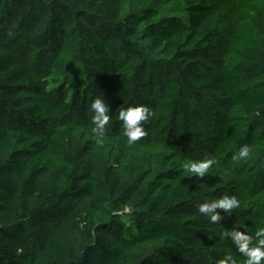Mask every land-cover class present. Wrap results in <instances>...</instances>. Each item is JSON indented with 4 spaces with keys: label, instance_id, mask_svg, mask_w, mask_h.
I'll return each instance as SVG.
<instances>
[{
    "label": "trees",
    "instance_id": "1",
    "mask_svg": "<svg viewBox=\"0 0 264 264\" xmlns=\"http://www.w3.org/2000/svg\"><path fill=\"white\" fill-rule=\"evenodd\" d=\"M209 1L0 0L1 17L6 8L17 13L21 40L0 42V264H151L153 257L136 247L163 239L179 246L176 254L163 251L168 264H193L190 257L219 264L226 253L236 258L221 249L226 224L211 227L195 217L214 193L241 201L237 209L247 212L254 234L264 227V0H235L230 39L210 24ZM142 2L123 15L126 5ZM162 5L183 7L186 15L160 13ZM145 39L154 50L162 47L178 72L169 77L167 97L183 106L206 102L212 119L218 103L229 108L221 157L244 145L252 151L247 166L229 161L233 178L222 186L216 185L224 179L216 177L218 162L203 177L187 176L182 163L201 159H187L175 147L158 154L163 171L141 190L135 220L125 207L151 162L143 141L125 142L119 112L138 104L140 87L151 89L145 78L151 64L139 46ZM25 51L33 53L30 62ZM199 55L223 59L216 70H205ZM43 67L50 76H42ZM79 71L83 90L91 89V76L108 92L111 122L103 135L90 124H59L52 115L47 78L71 83ZM82 142L91 159L80 171Z\"/></svg>",
    "mask_w": 264,
    "mask_h": 264
},
{
    "label": "rangeland",
    "instance_id": "2",
    "mask_svg": "<svg viewBox=\"0 0 264 264\" xmlns=\"http://www.w3.org/2000/svg\"><path fill=\"white\" fill-rule=\"evenodd\" d=\"M209 6V22L213 27L223 32L227 39L231 38L233 30L236 25V4L235 0H210ZM145 3H140L137 6L126 5L123 10V15L128 14L130 11H134L141 8ZM2 8V7H1ZM2 10V9H1ZM172 10L174 14L178 16H185L183 7L173 9L171 6L162 5L161 12H167ZM3 11V10H2ZM6 15L3 13V17L0 16V42L13 46L20 42L17 40L18 28L20 25L19 17L17 13L13 12L10 8L5 9ZM44 24V21L42 22ZM142 46L146 53V58L151 64L148 67V73L145 76L147 79H151V89L148 93H142V87H140V95L138 104H143L158 111V115H151L148 119L142 122L143 127L147 133L145 137L141 139L147 146L144 157L147 161L151 162L148 169H143L136 182H133V194L130 202L126 205L125 210L133 213V218L136 220L139 216V210H142L140 204V192L149 181L157 180L160 173L163 171V167L157 163L158 154H166L167 149L172 147L179 148L183 156L187 159L197 158L204 159L205 157H214L218 162V170L216 173L217 178H224L222 182L216 180L217 186H222L228 183L232 177V165H229V161L233 155H237L236 152L229 153L226 157H221L219 151V144L223 135L224 124L229 122L228 110L225 104L218 103L216 114L217 118L212 119L205 110H203L206 102L190 101L188 106H183L179 101H173L170 97L165 95L167 83L169 77L176 76L178 74L176 68L170 63V58L162 52V47L159 49L153 48L149 40L140 42L139 46ZM15 46V47H16ZM32 52L25 51V55L22 57L24 60L30 62L32 60ZM200 63L205 70H216L220 67L223 59L222 55L219 57H212L211 55H199ZM42 62H39L38 66ZM81 71H84L82 68ZM151 71L153 73L150 75ZM48 69L43 67L41 73L42 76L48 75ZM155 72V73H154ZM80 71L71 76L72 82H64L62 79L48 77L47 82L49 88L52 90L51 97L55 105L53 116L59 124H66L69 122L77 121L81 124H90L94 126L92 118L94 116L91 110V104L97 96H103L108 104V92L104 90L102 93L101 88L93 80L89 73L87 77L88 81L92 82L91 89L89 91L83 90L80 80ZM153 74L155 76H153ZM84 77V75H83ZM86 77V76H85ZM106 93V94H105ZM84 95L83 105L78 104V99L81 95ZM214 122L217 125H213ZM81 143V150L79 155L78 167L82 171L86 163L91 159V151L88 146ZM241 164H246L248 161H241ZM237 165L240 166V164ZM256 174V173H255ZM258 178L257 175L251 176V180L254 181ZM227 194V193H226ZM225 195L212 194L205 199V201H211L220 199ZM231 196V195H229ZM246 201H256L252 198V195L244 197ZM221 214V221L216 224H212L209 218L201 214V216L195 215L196 218H201L203 223L214 227L218 224H226L227 233L232 229L245 231L246 234L255 236L252 231V221L248 217L247 212H241L238 209H234L232 213L226 212L223 209H217ZM134 219L132 220L134 222ZM132 222V223H133ZM137 222H135L136 224ZM53 227L49 229V233L54 232ZM61 232H66L65 229H61ZM71 239H78L69 234ZM109 240V239H107ZM222 250H231L239 261V264H244L245 258L238 252L236 246L231 239L227 236ZM179 246L173 241L168 240H156L148 241L138 244L136 252L143 255H150L153 257L151 264H168V259L163 256V251H167L171 254L178 252ZM193 264H217L210 262L206 257L193 258L190 257Z\"/></svg>",
    "mask_w": 264,
    "mask_h": 264
},
{
    "label": "clouds",
    "instance_id": "3",
    "mask_svg": "<svg viewBox=\"0 0 264 264\" xmlns=\"http://www.w3.org/2000/svg\"><path fill=\"white\" fill-rule=\"evenodd\" d=\"M90 107L94 113L92 118L94 128L92 131L103 135L104 130L111 122L109 105L103 96H97ZM152 114L150 107L143 104L130 105L120 110L119 120L123 121L124 136L127 138L125 142L127 144H136L147 135L142 122L146 121ZM100 142L103 143V141ZM251 151L250 146H241L238 154L232 156V160L237 163L245 161L250 158ZM216 163L214 157H205L199 161L186 160L181 167L189 174L187 176L197 175L203 177L210 172ZM240 205L241 201L236 196L225 195L220 199L205 201L200 204L198 211L208 217L210 223L216 224L221 221V214L217 209L232 213ZM227 236L236 246L238 252L245 258L244 264H264V227H258L255 236L237 229H232L227 233ZM219 264H238V262L229 252L224 255Z\"/></svg>",
    "mask_w": 264,
    "mask_h": 264
}]
</instances>
